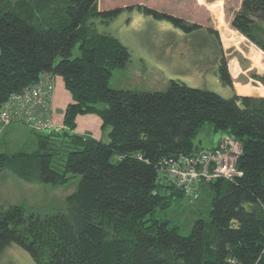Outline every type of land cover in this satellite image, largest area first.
I'll use <instances>...</instances> for the list:
<instances>
[{
    "label": "trees",
    "instance_id": "1",
    "mask_svg": "<svg viewBox=\"0 0 264 264\" xmlns=\"http://www.w3.org/2000/svg\"><path fill=\"white\" fill-rule=\"evenodd\" d=\"M61 1L65 16L43 23L35 12L5 9L0 0V103L40 75L63 78L73 98L66 128L37 133L32 154H0V175L10 171L26 184L52 187L80 181L63 211L0 206V256L17 246L35 264H264V98L238 85L244 96L224 99L174 80L161 93L114 90V72L126 69L132 54L116 37L97 31L93 20L108 25L124 11H99V0ZM140 12L188 32L201 30L149 8ZM232 24L264 52L258 34L264 0H243ZM77 46L81 56L74 58ZM219 69L222 83L233 89L224 60ZM85 115H97L111 129L108 143L76 133V118ZM206 123L242 146L243 175L201 187L200 200L204 193L214 197L210 220H196L183 236L171 221L156 218L157 210L186 199L162 186L160 170L166 161L203 150L194 139Z\"/></svg>",
    "mask_w": 264,
    "mask_h": 264
},
{
    "label": "rangeland",
    "instance_id": "2",
    "mask_svg": "<svg viewBox=\"0 0 264 264\" xmlns=\"http://www.w3.org/2000/svg\"><path fill=\"white\" fill-rule=\"evenodd\" d=\"M242 5L243 0H99V11L119 8L124 12L108 25L93 20L94 28L100 33L106 32L116 37L132 54L127 68L114 72L110 81L112 89L161 93L167 91L174 80L185 83L190 88L206 90L224 99H231L235 92L220 80L219 68L224 60L229 72L232 63L242 68L243 73L238 80L233 79V87H254L255 96H249L264 98V52L234 29L232 24ZM4 7L25 14L35 12L39 22L43 23L51 19L52 22H59L57 19L65 16V4L61 0H5ZM128 8L134 10H127ZM142 8L181 18L186 25L196 24L201 30L185 31L170 21L157 20L151 15L143 14L140 12ZM218 21L225 25L226 35ZM48 27L56 26L53 24ZM258 34L264 40V25ZM73 54L74 58L81 56L79 46ZM260 84L263 87L257 86ZM10 127L5 134L6 130L0 134V154L12 155L21 151L32 154L38 151L34 135L26 127L15 126L17 131ZM101 130L102 136L105 135L107 140V131ZM220 134V131L216 132L214 125L206 123L196 135L194 145L208 151L218 144ZM79 181L80 177H77L65 186L29 185L20 181L12 172L4 171L0 175V206L8 208L16 205L29 212L44 214L63 211L66 209L68 196L76 192ZM213 198L204 193L195 204L184 197L179 198L169 208L157 210L155 215L159 220L171 221L170 226L179 227V233L188 236L196 220L202 217L210 220ZM0 264L35 263L29 254L12 246L1 254Z\"/></svg>",
    "mask_w": 264,
    "mask_h": 264
},
{
    "label": "built area",
    "instance_id": "3",
    "mask_svg": "<svg viewBox=\"0 0 264 264\" xmlns=\"http://www.w3.org/2000/svg\"><path fill=\"white\" fill-rule=\"evenodd\" d=\"M55 77L40 75V81L7 102L0 103V134L12 125H23L34 133L53 132L55 129L53 96ZM242 146L232 137L221 140L216 150H202L196 154L181 155L164 162L160 183L183 192L191 204L200 198V189L216 180L231 181L243 175L238 168Z\"/></svg>",
    "mask_w": 264,
    "mask_h": 264
},
{
    "label": "crops",
    "instance_id": "4",
    "mask_svg": "<svg viewBox=\"0 0 264 264\" xmlns=\"http://www.w3.org/2000/svg\"><path fill=\"white\" fill-rule=\"evenodd\" d=\"M241 71H242V68H240V71L237 73V75H234V72L232 71V69H230L232 79H234L235 81L238 80L241 73H243V71L242 72ZM55 84H56L57 88H56V92L53 96V109H54V121H55L56 127L53 131L59 132V131H63L66 128L64 117H65V113L67 111L68 106L73 103V98L71 97V94L69 93V91L65 87V83H64L63 78L55 77ZM257 86L260 87V86H262V84L257 85ZM256 88L257 87H255V89ZM233 91L235 92V94L240 95L239 92L237 91V87H233ZM76 120L77 121H76V130L75 131L77 134H79L83 137L94 139L95 141H103L106 143L109 142L108 141L109 136H108V139L105 140V135L102 136L103 131L101 129L106 130L108 135H109V132L111 131V129H109V128L104 129L103 128V122L98 116H94V115L78 116L76 118ZM81 125H84V126L81 127ZM15 126L17 127V126H23V125H15ZM15 126H12L10 128L11 129L15 128L14 131H17L18 128H16ZM24 127H26V126H24ZM27 129L29 130V132L32 135H34V138L37 142V138H36L37 133L32 132V130L30 131L29 128H27ZM7 131L8 130H6L3 134H5ZM46 133H49V132H42L39 134L42 135V134H46ZM220 136L221 137L218 141V144L210 150L218 149L221 140H223L226 137H229L227 134H224V133H221ZM236 143H237V145L241 146L237 141H236Z\"/></svg>",
    "mask_w": 264,
    "mask_h": 264
},
{
    "label": "bare ground",
    "instance_id": "5",
    "mask_svg": "<svg viewBox=\"0 0 264 264\" xmlns=\"http://www.w3.org/2000/svg\"><path fill=\"white\" fill-rule=\"evenodd\" d=\"M203 218V217H202ZM207 222H209V221H207ZM211 241H212V239H211Z\"/></svg>",
    "mask_w": 264,
    "mask_h": 264
},
{
    "label": "water",
    "instance_id": "6",
    "mask_svg": "<svg viewBox=\"0 0 264 264\" xmlns=\"http://www.w3.org/2000/svg\"><path fill=\"white\" fill-rule=\"evenodd\" d=\"M241 96V95H240Z\"/></svg>",
    "mask_w": 264,
    "mask_h": 264
}]
</instances>
